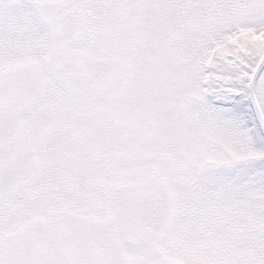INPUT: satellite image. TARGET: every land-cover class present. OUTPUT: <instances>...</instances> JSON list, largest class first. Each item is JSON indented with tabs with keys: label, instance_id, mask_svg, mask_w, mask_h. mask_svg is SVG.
<instances>
[{
	"label": "snow or ice",
	"instance_id": "1",
	"mask_svg": "<svg viewBox=\"0 0 264 264\" xmlns=\"http://www.w3.org/2000/svg\"><path fill=\"white\" fill-rule=\"evenodd\" d=\"M0 264H264V0H0Z\"/></svg>",
	"mask_w": 264,
	"mask_h": 264
}]
</instances>
